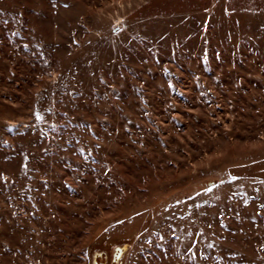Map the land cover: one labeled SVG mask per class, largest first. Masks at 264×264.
I'll list each match as a JSON object with an SVG mask.
<instances>
[{
    "label": "rangeland",
    "instance_id": "obj_1",
    "mask_svg": "<svg viewBox=\"0 0 264 264\" xmlns=\"http://www.w3.org/2000/svg\"><path fill=\"white\" fill-rule=\"evenodd\" d=\"M0 264H264V0H0Z\"/></svg>",
    "mask_w": 264,
    "mask_h": 264
}]
</instances>
